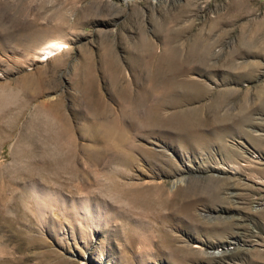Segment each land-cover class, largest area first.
<instances>
[{"label": "rangeland", "instance_id": "1", "mask_svg": "<svg viewBox=\"0 0 264 264\" xmlns=\"http://www.w3.org/2000/svg\"><path fill=\"white\" fill-rule=\"evenodd\" d=\"M0 264H264V0H0Z\"/></svg>", "mask_w": 264, "mask_h": 264}, {"label": "bare ground", "instance_id": "2", "mask_svg": "<svg viewBox=\"0 0 264 264\" xmlns=\"http://www.w3.org/2000/svg\"><path fill=\"white\" fill-rule=\"evenodd\" d=\"M49 44H47L45 47H43L42 48V50H40L41 51V55L40 56H44V55H47V57L46 58H41V59H39V60H48L49 58H51V57H53L55 54H56V51L57 50H59L60 48H63V47H65L66 46V43L64 44V42H62V41H49L48 42ZM60 52V51H59ZM159 69V68H158ZM157 69V70H158ZM155 70V69H154ZM176 70V69H175ZM163 71V70H162ZM161 72V71H160ZM161 74H163V72L161 73ZM170 74V73H169ZM158 75H159V73L158 74H156V76H154L155 77V81H156V78L158 77ZM174 75H177V74H174ZM164 76V75H163ZM172 75H170V77H171ZM179 76V75H178ZM153 77V76H152ZM166 77V76H165ZM164 77V78H165ZM160 79H162L161 77H159ZM158 78V79H159ZM175 78V77H174ZM180 78V77H179ZM159 79V80H160ZM173 79V78H172ZM168 80H169V77H168ZM176 80H178L177 78H176ZM180 80V79H179ZM154 81V82H155ZM158 81V80H157ZM165 81V80H164ZM169 81H171V79L169 80ZM179 82V81H178ZM181 82V81H180ZM179 82V87H180V83ZM158 83H159V81H158ZM152 84V83H151ZM156 84V83H155ZM162 84H164L163 82H162ZM165 84H166V82H165ZM185 84V83H184ZM144 85V84H143ZM142 85V86H143ZM147 85V84H146ZM149 85L150 84H148L147 86L149 87ZM182 85H183V82H182ZM152 86V85H151ZM163 86H165V85H163ZM147 87V88H148ZM160 87V86H159ZM158 87V88H159ZM150 88H152L153 89V86L152 87H150ZM149 88V89H150ZM163 87L161 86V89H162ZM160 89V88H159ZM163 89H166V93H161V90H160V93L163 95H161L160 96V93L159 94H155V92H154V94L156 95V96H160L159 97V99H160V103H156V105H154V106H152V105H149L147 108H146V116H148L149 118H153V120L155 119V120H161V121H163L164 120V122H167L166 124L167 125H177V127H178V129H180V130H182V131H185V130H188V129H193V128H196V127H198V125H199V122H198V119L196 118V117H193V116H189L187 113H185V112H183V111H174V112H171V113H169V114H167L166 115V113H165V111L163 110V108L166 106V105H168V104H176L177 103V100L174 98V94H176L178 91H179V88H178V85H177V83L176 82H170V83H168L167 84V86H165ZM144 90V89H143ZM130 91V90H129ZM142 91V90H141ZM154 91V90H153ZM156 91H157V89H156ZM152 93V90L150 89V91H144L143 93H142V101H148L149 99H150V97L151 96H153V95H151V93ZM158 93V92H157ZM132 94V93H131ZM135 94H136V92H135ZM153 94V93H152ZM134 95V94H133ZM153 99L155 98H157V97H152ZM131 99V98H130ZM154 99V100H155ZM152 100V99H151ZM153 100V101H154ZM157 100V99H156ZM162 100V101H161ZM150 101V100H149ZM134 102H135V104L137 105V100H134ZM152 102V101H151ZM159 102V101H158ZM149 104H150V102H148ZM148 103H146V104H148ZM56 104V103H55ZM58 105H59V102L57 103V107H58ZM141 105H142V103H141ZM46 106H49V105H46ZM138 106V105H137ZM137 106H135L136 108H137ZM50 107V106H49ZM134 107V108H135ZM145 107V106H144ZM61 108V107H60ZM124 108V107H123ZM143 108V107H142ZM106 109V108H105ZM129 109V108H128ZM98 110V109H97ZM96 110V111H97ZM103 110V109H102ZM143 112H145L144 110H142ZM141 111V112H142ZM53 112V111H52ZM138 112V111H137ZM58 114V113H57ZM60 114V113H59ZM140 114V112L138 113V115ZM137 115V116H138ZM55 116V115H54ZM110 116V115H109ZM145 116V115H144ZM112 118H113V116H112ZM120 118V117H119ZM134 118V117H133ZM165 118V119H164ZM56 119V118H55ZM135 119V118H134ZM143 119H144V117H143ZM59 120H60V118H59ZM59 120H57V122L59 121ZM63 120V119H62ZM100 120V119H99ZM127 120H129V119H127ZM133 120V119H132ZM138 121H139V118L137 119ZM136 120V121H137ZM141 120V119H140ZM109 121V120H108ZM131 121V120H130ZM56 122V123H57ZM62 122V121H61ZM119 122V121H118ZM129 122V121H128ZM133 122H135V121H133ZM133 122H131V123H133ZM143 122L145 123V121L143 120ZM142 122V123H143ZM153 122H155V121H153ZM93 123V122H92ZM99 123V122H98ZM98 123L96 122V126L98 125ZM130 123V122H129ZM139 123V122H138ZM143 123V124H144ZM148 123V122H147ZM150 123V122H149ZM148 123V124H149ZM152 123V122H151ZM53 123H51V125H52ZM59 124H60V126H62L61 125V123L60 122H58V125H57V127L59 126ZM65 124V123H64ZM67 124V123H66ZM65 124V125H66ZM116 124V123H115ZM140 124V123H139ZM155 124V123H154ZM153 124V125H154ZM160 124V123H159ZM54 125V124H53ZM56 125V124H55ZM110 125H112V124H108V126H110ZM120 125V124H119ZM153 125H152V127H153ZM93 126H95L94 125V123H93ZM102 126V125H101ZM106 126V125H105ZM132 126V125H131ZM140 126H142V125H140ZM155 126V125H154ZM159 126V125H158ZM56 127V128H57ZM98 127V126H97ZM113 127V126H112ZM117 127H118V125H117ZM116 127V128H117ZM143 127V126H142ZM163 127H164V125H163ZM91 128H92V126H91ZM107 128V127H106ZM138 128H139V125H138ZM141 128V127H140ZM158 128V127H157ZM54 129H55V127H54ZM93 129V128H92ZM112 129V128H111ZM119 129V128H118ZM147 129V128H146ZM154 129H155V127H154ZM56 130H59V129H56ZM62 130H64V129H62ZM61 130V131H62ZM102 130H103V127H102ZM149 130V129H148ZM150 130H151V128H150ZM60 131V132H61ZM65 131V130H64ZM94 131V130H93ZM106 131V130H105ZM144 131V130H143ZM145 131H147V130H145ZM59 132V133H60ZM181 132V131H180ZM59 133H56V136H57V134H59ZM64 133V132H63ZM63 133L62 134H60L61 136L63 135ZM94 133V132H93ZM98 133V132H97ZM107 133V132H106ZM114 133H115V130L113 131V130H110L109 132H108V135H106L105 133V136H109V138L110 139H112L113 138V136H114ZM124 133H125V131H124ZM185 133H186V131H185ZM95 134V133H94ZM98 134H100V133H98ZM103 134V133H102ZM103 134V135H104ZM127 134V133H126ZM125 134V135H126ZM183 134V133H182ZM59 135V137H61ZM97 135V134H96ZM121 135V134H120ZM128 135V134H127ZM126 135V136H127ZM94 136V135H93ZM64 137V136H63ZM61 138L62 140H59L58 138H55L54 139V146L55 147H53L54 149H53V151L52 152H54V150H56V152L57 153H59L61 156H58V157H56V158H53V159H55V161L53 160V161H48V164L49 165H51V166H53V167H56L57 168V165L61 168V166H64V168H61L62 170H70L71 168L74 170L75 168H74V164H72V162L70 161V160H73V158H75V154H73V153H71V152H68L67 151V146H68V144H69V142H64L63 141V139L64 138ZM112 137V138H111ZM121 137H124L123 135L121 136ZM107 138V137H106ZM117 138V137H116ZM126 138V137H125ZM92 139H94V141L95 142H99L101 139H99V137H94V138H92ZM129 139V138H128ZM67 140V139H66ZM73 140V139H72ZM118 140V139H117ZM130 140V139H129ZM93 141V140H92ZM111 141V140H110ZM120 141V140H119ZM124 141V140H123ZM125 141H126V139H125ZM131 141V140H130ZM56 142V143H55ZM102 142V141H101ZM128 142V141H127ZM48 144H49V142H48ZM72 144H73V142H72ZM74 144H75V142H74ZM104 144H106V146L108 147L109 145H107L108 144V141L107 142H104ZM122 144H123V142H122ZM131 144H132V142H131ZM86 145V144H85ZM95 145V144H94ZM93 145V146H94ZM121 145V143L120 142H115V146L117 147H113V146H110V148H109V152H111L110 153V159L111 160H114L113 162H115V163H117V164H119V166H127L129 163H130V161L128 160V158H126L124 155H123V152L125 151H121V150H119L120 149V147H119V149H118V146H120ZM133 145H135V144H133ZM70 146V145H69ZM95 146H97V145H95ZM94 146V147H95ZM125 146V145H124ZM128 146V145H127ZM127 146H125V148H127ZM50 148V147H49ZM90 148V147H89ZM92 148V147H91ZM99 148V146H97V149ZM101 148V147H100ZM99 148V149H100ZM125 148H122L121 147V149H125ZM129 148V147H128ZM134 148H136V146L134 147L133 146V149ZM95 149V148H94ZM102 149V148H101ZM106 150L108 149V148H105ZM115 149H117L116 151H115ZM130 149H132V147L130 148ZM133 149L131 150L132 152H133ZM87 150V149H86ZM126 150H128V149H126ZM88 151V150H87ZM91 151H94V150H91ZM103 151H104V148H103ZM107 151V152H108ZM131 151H126L127 152V154L126 155H128V154H130L129 152H131ZM89 152V151H88ZM99 151L98 150H95L93 153H92V155H91V160L93 161V163L94 164H101V165H98V166H102V164L104 163L105 164V162H107V161H110L109 160V158L108 159H106L107 161H105L104 162V156L105 155H102V156H100L99 154L100 153H98ZM105 152V151H104ZM108 152V153H109ZM126 152H124V153H126ZM57 153H55L56 154V156H57ZM75 153V152H74ZM108 153H107V155H108ZM155 153V152H154ZM153 153V154H154ZM55 154L54 155H52V156H54L55 157ZM87 154H89V153H87ZM87 154H86V156H87ZM90 154H91V152H90ZM101 154H102V152H101ZM105 154V153H104ZM89 156V155H88ZM109 156V155H108ZM129 156V155H128ZM154 156V155H153ZM102 157H104L103 159H102ZM107 157V156H106ZM129 158H131V157H129ZM90 159V158H89ZM90 160V161H91ZM52 162V163H51ZM113 162L111 163V164H113ZM92 163V162H91ZM45 164V163H44ZM103 164V165H104ZM92 165V164H91ZM106 165V164H105ZM114 165H116V164H114ZM90 166V165H89ZM109 166V165H108ZM52 167V168H53ZM58 167V168H59ZM104 167V166H103ZM106 167V166H105ZM113 167V166H112ZM112 167H109L110 169H112ZM51 168V167H50ZM114 168V167H113ZM113 171H115V174H121V175H125V174H123L122 173V169L121 168H119L118 167V165H116L115 166V168H114V170ZM100 180V179H99ZM95 183L97 184V183H99V181L97 182V180L95 181ZM119 182H114V184H113V186L115 185V186H119V184H118ZM122 189V188H121ZM122 192L124 193L123 195H125L126 193H127V191L125 190V189H122ZM117 194V193H116ZM122 194H121V196H123ZM134 196H135V198H137V199H144L145 201H147L148 202V204H153V202L151 201L153 198H152V196H153V194H152V192L150 191V190H148V189H144V190H140L139 192H137V193H135L134 194ZM132 197V196H131ZM154 197V196H153ZM118 198V197H117ZM155 204V203H154ZM172 204V203H171ZM165 205V204H164ZM171 206V205H170ZM174 207V206H173ZM176 208V207H175Z\"/></svg>", "mask_w": 264, "mask_h": 264}]
</instances>
